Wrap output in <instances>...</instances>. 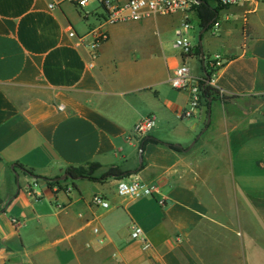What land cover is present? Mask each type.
<instances>
[{
	"label": "crops",
	"instance_id": "crops-1",
	"mask_svg": "<svg viewBox=\"0 0 264 264\" xmlns=\"http://www.w3.org/2000/svg\"><path fill=\"white\" fill-rule=\"evenodd\" d=\"M51 3L0 0V264H264V5L223 9L232 36L201 29L187 59L160 38L182 15L127 23L143 41L124 48L111 26L91 69L69 30L91 41L99 19ZM207 53L229 59L216 75L225 93L180 119L188 94L170 75L187 62L202 77ZM94 163L98 180H61ZM112 167L128 175L101 180ZM119 180L157 191L120 197Z\"/></svg>",
	"mask_w": 264,
	"mask_h": 264
},
{
	"label": "built area",
	"instance_id": "built-area-1",
	"mask_svg": "<svg viewBox=\"0 0 264 264\" xmlns=\"http://www.w3.org/2000/svg\"><path fill=\"white\" fill-rule=\"evenodd\" d=\"M98 4V8L86 10L91 2ZM69 2L77 7L84 15L94 16L99 19L98 25L91 29L89 35L91 41H86L85 36L78 35L70 28L69 35L76 39L77 46H84L89 49L90 60L89 67L94 69L96 62L100 57V50L109 38V27L129 22H143L150 20L156 16H173L182 15L180 25L175 30V47L180 51L183 57L189 58L196 54L195 44L193 41V33L196 29L192 21L191 15L198 21L200 18L198 9L203 4L219 10L218 18L212 23L210 28L214 36H232V30L223 31L220 18V10L248 5L257 7L264 5V0H52L50 8L54 9L62 3ZM217 3L218 6H215ZM99 8L102 9L100 13ZM205 74L202 77L195 76L187 62L175 68L169 78L170 85L178 90L188 94V107L177 112L180 119H188L195 115L197 111L202 110L204 103V90L206 87L213 88L224 95L225 91L220 89L216 83V75L229 61L224 55L215 54L207 59L206 55L201 58ZM63 110V106L60 107ZM156 126L154 115H149L140 121L134 128V133L141 138L150 134ZM156 188L140 181L119 180L117 183V194L120 197L141 199L153 197L156 194ZM92 203L95 206L109 208L110 203L103 196L95 194ZM160 205L165 206L166 201L161 199ZM98 230L96 229V232ZM132 238L143 239V230L138 226H134ZM149 249V246H145Z\"/></svg>",
	"mask_w": 264,
	"mask_h": 264
},
{
	"label": "trees",
	"instance_id": "trees-1",
	"mask_svg": "<svg viewBox=\"0 0 264 264\" xmlns=\"http://www.w3.org/2000/svg\"><path fill=\"white\" fill-rule=\"evenodd\" d=\"M198 13H199L200 25L202 29H205L206 31H208L210 30L212 23H214L215 20L218 18L219 10L209 6L208 4H203L199 7ZM200 49H201L200 45L196 46L195 48L196 53L199 54ZM219 96L220 94L217 90L210 88V87H206L204 90L205 105L209 107L210 102ZM154 142L159 143L156 140ZM170 146L173 149L180 150L178 147L174 145H170ZM88 167L90 168L89 169L86 167L72 168L68 171V173L73 179L82 177V178H88L92 180H98L93 176V174L96 170L100 168V165L97 163H94V164H90ZM127 175L128 173L122 171L120 168L112 167L108 172H106L102 176L101 180L110 179V178L123 179ZM37 178H40V177H37ZM47 183L49 187H54V186L60 187L62 182L50 180Z\"/></svg>",
	"mask_w": 264,
	"mask_h": 264
},
{
	"label": "rangeland",
	"instance_id": "rangeland-1",
	"mask_svg": "<svg viewBox=\"0 0 264 264\" xmlns=\"http://www.w3.org/2000/svg\"><path fill=\"white\" fill-rule=\"evenodd\" d=\"M215 6H218L217 3H214ZM98 8V4L95 3L94 1L90 3V5L87 7L86 10H93V9ZM100 13H102V9L99 8ZM81 12V11H80ZM221 15L224 13L223 10H220ZM167 17H172V16H167ZM192 21L195 24L196 27V36L193 38L195 46L199 45V34L201 32V28L199 27L198 21L196 18L191 15ZM179 22V21H178ZM169 28H162L160 31V38L164 44H166L169 48H173L174 46V41H175V35L174 32L172 33L171 31L168 30ZM112 38H113V43L116 47L118 48H124L127 46H131L134 44H137L139 42H142L143 39H140L137 36V33L135 29L131 25H127V23H122L118 24L117 27H115L113 33H112ZM200 53V51H199ZM214 54L209 55L207 53L206 57L207 59L210 57H213ZM90 168V167H86Z\"/></svg>",
	"mask_w": 264,
	"mask_h": 264
},
{
	"label": "water",
	"instance_id": "water-1",
	"mask_svg": "<svg viewBox=\"0 0 264 264\" xmlns=\"http://www.w3.org/2000/svg\"><path fill=\"white\" fill-rule=\"evenodd\" d=\"M205 31H206V30L203 29L202 34H203ZM200 42H201V39H200ZM208 123H210V118H209ZM68 177H71V176H70L69 174H66V175H64V176L61 178V180H65V179L68 178Z\"/></svg>",
	"mask_w": 264,
	"mask_h": 264
}]
</instances>
